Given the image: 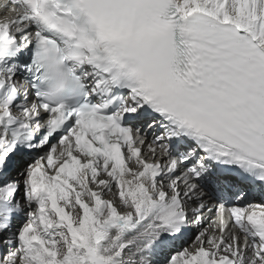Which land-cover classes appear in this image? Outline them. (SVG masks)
<instances>
[{"label":"snow or ice","instance_id":"obj_1","mask_svg":"<svg viewBox=\"0 0 264 264\" xmlns=\"http://www.w3.org/2000/svg\"><path fill=\"white\" fill-rule=\"evenodd\" d=\"M0 13V264H264V0Z\"/></svg>","mask_w":264,"mask_h":264},{"label":"bare ground","instance_id":"obj_2","mask_svg":"<svg viewBox=\"0 0 264 264\" xmlns=\"http://www.w3.org/2000/svg\"><path fill=\"white\" fill-rule=\"evenodd\" d=\"M206 215H210V216H212V217H213V219L215 218V216H214V214H213V213H211V214H206ZM193 234H195V232H194Z\"/></svg>","mask_w":264,"mask_h":264}]
</instances>
